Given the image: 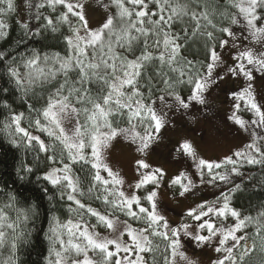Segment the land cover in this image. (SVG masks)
<instances>
[{"label": "snow or ice", "instance_id": "1", "mask_svg": "<svg viewBox=\"0 0 264 264\" xmlns=\"http://www.w3.org/2000/svg\"><path fill=\"white\" fill-rule=\"evenodd\" d=\"M92 3L107 13L98 27H93L87 16ZM228 4L237 10L228 17L231 24L243 21L251 41L260 45L259 50L250 46L240 48L231 41L232 47L238 50L235 58L238 62L225 69L230 76L243 77L245 81L239 91L232 93L234 111L229 118L246 130L249 122L237 115L241 102L245 111L258 117L251 123L264 126V101H258L254 75L255 71L264 77V0H228ZM0 5H3L0 16L15 11V0H0ZM46 5L53 12L57 11V6L61 8L58 17H45L44 27L58 33L62 25L68 26L67 32L61 33L66 54H41L33 50L31 56L21 59L23 73L18 65L10 66L8 74L25 96L39 95L36 88L46 90L45 104L41 108L28 106L36 113L34 119H29V126L58 142L59 156L49 155L50 149L55 153L56 143L47 144L22 126L24 113L11 115L5 128L21 134L27 147L45 153V160L51 164L47 165L43 179L60 191L62 199L66 195L67 200L76 205L68 207L75 219L62 222L59 217L52 218L48 264H160L158 256L162 257V264H200L188 254L185 239L195 248H211L216 253L211 264H264V211L256 216L242 215L232 205L231 196L225 193L222 202L204 201L190 208L186 219L174 227L159 210L164 170L153 167L144 158L137 159L139 178L134 185H129L133 191L126 194L121 190L125 181L109 160V149L117 138L134 145L136 152L144 157L154 150L161 129L168 123L153 106L156 103L151 99L154 90L174 97L175 103L184 109L193 101L201 105L207 103L204 93L209 89L214 68L222 62L217 44L224 47L230 43L227 38L217 42L213 31L207 30L209 26L216 28L212 19L216 8L208 0H41L36 8ZM27 6H33L30 0ZM112 7L116 9L114 15L110 11ZM8 27L5 20L0 19V38L7 35ZM22 27L25 32L29 30L27 23ZM176 28H180V32L175 31ZM220 31L228 37L235 36L229 28ZM199 37L212 41L211 46L206 44L208 63L203 76L194 62L182 55V50H186L185 42ZM3 55L0 53V59ZM165 66L178 75L169 76L164 71ZM149 68L154 70L151 74H148ZM159 83L164 87H157ZM177 85L191 86L188 95L178 93ZM157 99L161 105L166 103L165 95ZM5 107L10 108V105L5 103ZM125 124L127 126H122ZM138 128L142 131H137ZM181 149L196 162L202 178L207 171L211 176L209 182L217 179L229 182L231 173L241 175L235 167L238 161L232 157H226L223 163L198 158L187 140ZM252 150L259 153V158L251 154ZM234 156L249 164L264 166V146L256 142L236 151ZM225 164L233 167L225 173L215 171ZM76 165H79V173L90 178L88 194L107 206L105 212L79 198L85 192ZM193 187V180L184 172L168 185L169 190L174 189V196L191 193ZM239 188L235 185L236 190ZM9 198L11 202L4 208L13 209L15 197L9 194ZM4 208H0V248L9 245L12 255L4 264H16L17 241L23 236V232L17 234V229L29 220L28 210L15 209L17 216L12 220ZM93 219L95 223L90 222ZM129 220L140 226L133 227ZM193 221L196 222L194 228ZM250 227L254 229L251 233L248 232ZM6 229L11 230V236ZM97 229L117 235L106 238ZM157 240L163 242V248Z\"/></svg>", "mask_w": 264, "mask_h": 264}, {"label": "trees", "instance_id": "2", "mask_svg": "<svg viewBox=\"0 0 264 264\" xmlns=\"http://www.w3.org/2000/svg\"><path fill=\"white\" fill-rule=\"evenodd\" d=\"M30 2L33 6L28 9L26 22H22L18 18L16 0L15 11L6 16H0V19H4L9 25L7 35L4 38H0V53L4 54L3 59H0V208H4L6 204L11 202L9 198V194H11L15 197L14 208H4V210L12 220H15L17 216L15 209L28 210L29 220L26 223H21L17 229V234L23 232V236L17 241V250L14 255L16 264H48L51 247L48 236L52 218L53 216L59 217L62 222L70 218L75 219L73 214L69 213L68 207L69 205L76 207V205L74 202L68 201L66 195L62 199L60 191L53 189L43 179L45 171L48 170L47 165L51 164V161L45 160V153L39 152L35 148L27 147L26 141L21 139V134L15 133L13 129L5 128V125L10 122L11 115L24 113V119L21 122L22 126L29 128L31 132L41 134L47 144L56 143L55 153L50 149L49 155L55 154L59 156L61 146L58 142L49 138L47 133H41L35 127L29 126V119H34L36 113L30 111L28 106L32 105L36 109L41 108L45 104L46 90L36 88L35 92L39 95L33 96L32 93H29L25 96L17 88L15 80L8 74V68L19 65L23 73L25 69L20 65L21 59L22 57L31 56L33 50L41 54L45 52H60L61 55H65L61 33L67 32L68 26L62 25L61 31L58 33L51 32L50 28L46 29L44 27L46 24L45 17H58L61 10L60 6H57V11L53 12L47 5L44 8L37 9L36 5L41 0H30ZM105 2H110V0H105ZM208 2L216 8L212 17L216 28L213 29L209 26L207 30L213 31L215 40L218 42L225 37V33H222L220 29L228 28L231 25L228 17L237 10L230 7L228 0H208ZM192 6L195 7V5ZM0 7H3V5H0ZM149 7L152 8L153 6L149 4ZM110 11L114 15L116 9L112 7ZM37 16H39V19L36 18ZM155 18L153 17V19ZM24 23L29 25L27 32L22 27ZM201 23L203 24L204 22L202 21ZM174 30L180 32V28ZM189 30L191 31V29ZM206 44L208 46L212 44V41H208L207 37L188 39L185 42L186 50H182V55L194 62L202 76L206 73V64L208 63ZM217 48H219L218 44ZM202 64L204 66H201ZM153 71L152 68H149L148 74ZM164 71L168 72V75L173 78L178 75V73H172L167 66H165ZM185 71L187 72L188 69H185ZM184 79H187V76ZM157 87L163 88L164 85L159 83ZM189 87L191 86L177 85L176 91L181 95H188ZM159 95H166V93L154 90L151 99L154 100ZM5 103L10 105V108H6ZM10 132L11 134H9ZM236 161L238 163L235 167L239 169L241 175L236 173H231L230 175L239 180L237 185L240 188L239 190L234 188L227 194L231 196L232 205L242 215L256 216L260 211H264V166L249 164L245 159ZM85 167L87 168L88 166L86 165ZM232 167L233 165L225 164L224 167L215 171L225 173ZM28 168H31L32 171H27ZM75 169L77 174L81 175V188L85 192V195L79 198L82 202L91 204L92 207L102 213L105 212L107 206L88 194L90 178H85L83 174L79 173V165H76ZM215 182L219 183L221 180L217 179ZM218 199H222V196L218 197ZM108 210L110 211V209ZM85 219H88L87 215ZM90 222L95 223V220L93 219ZM129 222L134 227L140 226L134 221L129 220ZM6 231L9 232L10 236L12 235L11 230L6 229ZM253 231L254 229L251 227L248 229L250 233ZM156 242L161 244V248L164 247L162 241L157 240ZM10 255L12 253L9 245L0 248V264H4V261ZM158 260L162 264V257L158 256Z\"/></svg>", "mask_w": 264, "mask_h": 264}, {"label": "rangeland", "instance_id": "3", "mask_svg": "<svg viewBox=\"0 0 264 264\" xmlns=\"http://www.w3.org/2000/svg\"><path fill=\"white\" fill-rule=\"evenodd\" d=\"M16 1L18 18L22 22H26L29 0ZM106 14L104 9L98 7L95 3H92V6L87 9V16L93 27L102 24ZM228 28L235 33V36L228 37L225 33L224 38L230 41L229 45L217 48L222 62L214 68L209 82V89L204 93L207 103L201 105L193 101L188 109H184L175 103L172 96L165 95L166 103L163 105L155 98L156 103L153 106L161 111L168 123L165 128L161 129L159 139L153 145L154 150L144 157L141 153L136 152L134 145H130L129 142L120 138L113 141L109 149L110 164L124 179L125 183L121 190L125 191L126 194L133 191L129 185H134L139 178V173L136 171L137 159L144 158L153 167H160L164 170L165 183L160 190L162 203L159 210L174 227L184 221L187 211L197 204L204 201L220 200L222 202V199H218V197L233 190L239 181L236 177L230 175L229 182H209L211 176L208 177L206 170L202 178L196 167V162L185 155L181 149V145L185 140L192 144L198 158L219 163H223L226 157H232L235 160L242 159L234 156V153L243 150L246 145L253 142L264 146V126L251 123V121L257 120L258 117L250 111H245L243 102H241L242 108L237 112V115H241L249 122L247 129L241 128L240 125L229 118L234 111L232 93L239 91L244 86L245 81L243 77L230 76L225 71L227 67L234 66V63L238 62L235 60L238 50L232 47L231 41L234 40L240 48L250 46L259 50L260 45L256 44L255 41H251L243 21L240 24H231ZM245 37L249 38L244 39ZM254 75L256 77L255 86L258 101H264V77L261 73L255 71ZM137 131H142V129L138 128ZM32 133L43 139L41 134ZM251 154L259 158V153L254 150ZM182 172L191 177L194 187L191 193H186L184 196H174V189L169 190L168 185L174 177ZM102 174L106 176L105 173ZM174 187L178 189L179 186ZM195 223L192 222L193 228ZM97 231H101L102 236L106 238H115L117 235L115 232L109 233L101 229H97ZM184 243L188 254L194 256L200 264H211V261L216 257V253L211 248H195L191 241L187 239L184 240ZM89 255L91 256L93 253H89Z\"/></svg>", "mask_w": 264, "mask_h": 264}]
</instances>
